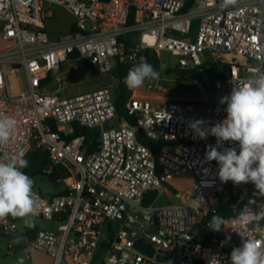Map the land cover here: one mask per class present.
Segmentation results:
<instances>
[{
	"label": "built area",
	"instance_id": "built-area-1",
	"mask_svg": "<svg viewBox=\"0 0 264 264\" xmlns=\"http://www.w3.org/2000/svg\"><path fill=\"white\" fill-rule=\"evenodd\" d=\"M220 2L0 0V115L17 121L10 142L0 146V160L27 154L35 143L48 158L45 174L59 169L49 183L60 189L34 188L41 198L34 222H48L49 228H29L9 216L0 221V236L21 237L25 252L43 253L51 264H90L102 247L96 264H230L228 243L222 245L226 237L239 246L244 237L264 240V220L260 231L254 224H236L244 206L258 212L264 197L255 195L252 183H221L218 163L204 159L216 138L202 140L190 127L198 120L210 127L225 119L220 98L234 84L246 86L252 69H264V0H238L227 8ZM50 6L73 17L74 31L48 37ZM148 52L177 57L176 78L191 74L195 97L161 96L162 78L128 88L130 125L118 120L106 87L69 96L47 91L50 83L61 84L56 74L73 54L72 61L107 75L116 64L131 69L144 62ZM114 118L117 123L109 125ZM75 126L97 132L94 150L83 135L65 138ZM137 131L164 143L156 157L136 140ZM223 147L239 151L238 143ZM185 173L194 184L174 192L181 203L156 206L167 182ZM214 215L224 217L227 228L209 229Z\"/></svg>",
	"mask_w": 264,
	"mask_h": 264
},
{
	"label": "clouds",
	"instance_id": "clouds-1",
	"mask_svg": "<svg viewBox=\"0 0 264 264\" xmlns=\"http://www.w3.org/2000/svg\"><path fill=\"white\" fill-rule=\"evenodd\" d=\"M237 3L238 0H221L219 6L227 8ZM163 67L161 65V69ZM251 71L252 77L246 86L234 84L230 94L220 98L219 103L226 105L225 119L210 127H203L204 121L198 120L190 127L202 140H206L209 135L216 138V146H207L204 159L205 162L218 163L217 175L221 183H252L256 189L255 195L264 197V69ZM159 78L160 72L144 61L128 71L124 84L129 89H137L146 80L155 81ZM16 125L17 121L12 117L0 115V146L10 142ZM224 142L238 143L239 151L235 147H223ZM25 155L21 151L7 161L0 160V221L11 216L23 220L25 226L31 228L34 218L40 214L41 198L34 189L33 178L23 171L29 166ZM258 207L257 212L244 206L236 224L245 229L249 224H254L260 231L259 222L264 220V203ZM225 225L224 217L214 215L208 227L219 232L227 228ZM244 238L240 246L232 248L230 264H264V240ZM230 240V236L226 237L222 245ZM217 261L221 264V261Z\"/></svg>",
	"mask_w": 264,
	"mask_h": 264
},
{
	"label": "rangeland",
	"instance_id": "rangeland-1",
	"mask_svg": "<svg viewBox=\"0 0 264 264\" xmlns=\"http://www.w3.org/2000/svg\"><path fill=\"white\" fill-rule=\"evenodd\" d=\"M51 12L52 18L46 24V32L50 39H56L58 36L68 33L73 17L60 6H53ZM199 55L201 59H206L208 56L206 52H202ZM158 59L160 67L156 70L160 72V78L163 79V90L160 95L187 100L194 98L196 89L193 83L178 81V78H176L177 70L175 65L178 58L170 55V53L162 52L159 54ZM161 65L164 66L163 69H161ZM56 77L61 81V84L55 86L50 83L47 86V91L58 89L61 96L77 95L103 87L110 89L114 93L116 88V80L113 78L112 73L100 75L81 60L64 62ZM148 81L146 80L144 85ZM143 86L138 89H142ZM184 103L188 102L184 101ZM33 180L35 182L34 188H39L48 193H54L59 190V188L51 186L46 178L38 177L33 178ZM193 184L194 179L190 173L181 174L173 178L164 186V192L158 197L155 205L180 204L181 202L173 197L174 192L185 193L192 189ZM34 225L43 229L50 227L48 222L39 220L35 221ZM22 241L21 238L14 240L11 237L0 236V264H21V261L23 264H30V259L25 256L23 245L21 246L20 244ZM11 247H13V251L9 253Z\"/></svg>",
	"mask_w": 264,
	"mask_h": 264
},
{
	"label": "trees",
	"instance_id": "trees-1",
	"mask_svg": "<svg viewBox=\"0 0 264 264\" xmlns=\"http://www.w3.org/2000/svg\"><path fill=\"white\" fill-rule=\"evenodd\" d=\"M132 22V16L130 17V23ZM74 31V28L72 29ZM76 54L71 55L68 60H74ZM145 61L152 64L155 69H159L160 64L157 56L154 53H146ZM84 64H86L88 67H90L87 62L82 61ZM216 65H213L210 67L211 71H214ZM92 68V67H91ZM129 65L125 63L116 64L114 70L112 71V76L116 80V88L114 90L113 96H114V105L116 109L117 118L119 121L125 120L130 125L133 124L131 117H129L125 111V103L130 95L129 89L124 84V78L127 76L129 71ZM192 75L190 74L187 76L185 73H181L178 76V81L182 82H191ZM83 135L86 138V144L89 148V150H94L96 145V137L97 132L93 129H87V128H81L75 126L73 129L72 134L65 136L66 139H70L72 137ZM136 140L141 143L142 145L148 147L151 149L155 155L157 156V152L159 148L164 144L162 142H155L143 134L141 131H137L136 133ZM25 158L29 161V166L23 171L29 175L32 178H46L48 182H53L56 177L59 176V169L57 167L53 168L50 174H45V168L48 164V158L46 153L40 148L35 145V143H32L27 154L25 155ZM63 177V175H62ZM60 190V189H59ZM42 195L49 196L48 194H45L44 192L40 191ZM18 236H15V238ZM238 243L236 240L231 239L228 243V251L231 253L233 247H238ZM230 261V258H229Z\"/></svg>",
	"mask_w": 264,
	"mask_h": 264
},
{
	"label": "crops",
	"instance_id": "crops-1",
	"mask_svg": "<svg viewBox=\"0 0 264 264\" xmlns=\"http://www.w3.org/2000/svg\"><path fill=\"white\" fill-rule=\"evenodd\" d=\"M52 7L53 6H50V9ZM73 22H74V20L72 21L71 26H70V29H69L68 32H71L72 29L74 28ZM52 40H54V39H52ZM12 238L14 240H18L21 237H16V238L15 237H12ZM20 244L22 246L23 245V241ZM25 256L30 259V262H29L30 264H51V259L48 256H46L43 253L37 252L35 250H32V249H28V251L25 252Z\"/></svg>",
	"mask_w": 264,
	"mask_h": 264
},
{
	"label": "water",
	"instance_id": "water-1",
	"mask_svg": "<svg viewBox=\"0 0 264 264\" xmlns=\"http://www.w3.org/2000/svg\"><path fill=\"white\" fill-rule=\"evenodd\" d=\"M117 123V119H112L109 122V125H115ZM105 250V247H102L100 250H98L92 257L90 264H96V261L98 260V258L100 257V255L102 254V252Z\"/></svg>",
	"mask_w": 264,
	"mask_h": 264
}]
</instances>
